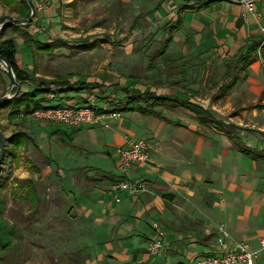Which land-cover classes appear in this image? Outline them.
I'll return each mask as SVG.
<instances>
[{
	"label": "crops",
	"instance_id": "0c3cea01",
	"mask_svg": "<svg viewBox=\"0 0 264 264\" xmlns=\"http://www.w3.org/2000/svg\"><path fill=\"white\" fill-rule=\"evenodd\" d=\"M69 1L56 0L50 8L36 13L42 18H38L40 23L57 25ZM255 6L264 15V0H258ZM153 11L157 16L174 13L152 56L164 42L168 25L181 18V25L172 31V39L161 56L174 46L179 47V52L175 57L169 56L163 76L169 73L171 62H186L175 76L189 64L183 57L185 45L179 41V33L186 28L194 31L193 38L202 39L214 63L229 59L239 48L262 36L252 14L240 0H158ZM38 19L33 22L37 23ZM263 20L262 17L264 25ZM258 60L249 65L233 88L222 93L218 87L214 95L217 102L225 98V104H215L217 113L208 109L217 120L235 127V138L212 125L201 124L193 112L181 106H156L151 114L121 110L124 97L118 104V112L114 111L117 116L108 119L109 127L99 123L50 126L41 122L39 128H25L31 137L28 141L42 151L45 167L39 171L34 165L29 171L18 169L17 176L25 180L33 173L59 178L61 191L67 195L68 208L73 212L65 220V229H61L67 247L60 260L55 258L56 262L51 264H195L203 255L221 249L217 243L222 236L219 226L226 232V246L245 242L256 248L264 236V116H260L264 112V100L263 88L251 89L246 84L258 78ZM133 77L129 75L127 80L120 75L113 82L108 76L106 79L86 76L81 79L96 82L100 87L61 92L52 101L56 105L92 104L107 82H113L124 96L123 88H127L189 99L185 92L182 93L187 98H182L175 85L133 83ZM192 91L196 96L197 90ZM99 107L98 112H108L104 104ZM128 138L147 139L150 157L147 162L134 163L126 173H121L114 150ZM239 146L263 155L253 157ZM20 148L26 153L27 145ZM29 157L27 163L32 160ZM22 160L25 158L19 159ZM121 176L143 180L146 190L138 194L113 192L112 180ZM26 191L33 193L37 203L35 187H26ZM153 221L164 231L163 250L158 254L147 250L148 241L154 237ZM255 264H264V256L260 255Z\"/></svg>",
	"mask_w": 264,
	"mask_h": 264
},
{
	"label": "rangeland",
	"instance_id": "374dc122",
	"mask_svg": "<svg viewBox=\"0 0 264 264\" xmlns=\"http://www.w3.org/2000/svg\"><path fill=\"white\" fill-rule=\"evenodd\" d=\"M38 1L35 0L36 3ZM157 1L70 0L64 6V13L55 26L40 23L39 19L42 18H39L36 14L39 12L36 11L35 18L39 19L34 23L33 18L30 34L36 32L33 34L36 39L61 40L67 44L51 52L36 51L33 46L31 49L26 48L23 39L9 29L4 31L0 39L13 37L18 43L16 60L27 73L25 81L20 84L24 90H30L31 86L38 83L36 78L50 80L56 76H63L73 83L86 76H99L101 79L108 76L114 82L120 75L125 79L132 75L143 83L164 86L167 79L163 76V70L167 66V59L169 60V56L175 57L179 47L168 48L163 56L151 58L158 48V43L163 40V30L174 13L172 11L157 16L153 11ZM22 4V0H0V19L6 16L19 17ZM140 13L142 17L138 21L137 31L128 35L129 26ZM261 15L264 19L262 12ZM193 33L189 28L179 33V41L185 45L183 57L189 60V64L173 78V82L182 98L188 96L192 102L202 104L211 112L217 113L215 104L224 105L225 98L217 102L218 97L214 93L224 83V62L228 58L214 63L203 46L202 39L193 38ZM93 39L102 42L96 43L90 50L80 47ZM106 39L109 41L103 42ZM259 40H264L263 34ZM258 59V78L256 76V81L249 82L246 86L250 85L251 89L256 90L263 88L261 97L264 100V55ZM113 82H107L106 86L94 95V102L88 104L95 109L104 104L108 112H118V104L122 102L124 95L112 85ZM187 89L197 90V95H190L189 91L186 92ZM11 90L10 79L0 63V97L12 93ZM182 92L188 95L185 96ZM53 101L49 100L43 105L55 106ZM8 112V107L0 109V130L6 138L17 131L29 134L26 129L39 128L41 122L50 126L61 125L25 114L9 119ZM229 115L230 113L226 114L224 118ZM260 116H264V112L260 113ZM262 120L264 121V118ZM6 145L5 157L0 167V200L3 198L5 202L1 215L7 224L17 228L18 233L13 238L14 246L8 260L0 264L55 263V258L59 259L67 247L65 234L61 229H65V220L73 215L72 208H68L67 195L61 191L62 183L55 176H36L30 173L25 177L26 182L24 178L17 176L18 169L29 171L34 165L39 171L45 167V159L39 148L36 150L29 141H24L22 145L6 142ZM25 145L26 153L20 148ZM28 156L32 158L29 159L30 163L26 161ZM20 158L25 160L19 161ZM26 187H35L37 203L33 193L26 191ZM53 221L61 224L57 225L52 223Z\"/></svg>",
	"mask_w": 264,
	"mask_h": 264
},
{
	"label": "trees",
	"instance_id": "16d2710c",
	"mask_svg": "<svg viewBox=\"0 0 264 264\" xmlns=\"http://www.w3.org/2000/svg\"><path fill=\"white\" fill-rule=\"evenodd\" d=\"M35 7V0H31ZM21 13L18 18H26L29 15L30 8L26 0H22ZM142 14L136 16L131 25L129 26L128 35L132 33V30L135 29L138 25V21ZM36 15L34 16L35 19ZM33 21V20H32ZM30 24H6L0 30V38L2 37L5 30L9 29L10 31L18 34L20 38L23 39V45L26 48L36 49L40 52H51L54 49L67 44L61 40H48L43 41L36 39L32 33L30 34L29 29L32 25ZM181 25V18L177 17L174 23L168 25V32L165 34V40L162 43L161 47L155 52L152 56L153 59L161 56L166 48V44L172 39V31ZM109 40H104L106 42ZM98 42H102L98 39H93L91 41H86L80 47L84 50H90ZM80 45V44H79ZM18 52V43L15 38L9 37L5 39H0V55L7 59L9 64L13 68L16 81L22 84L26 77L27 73L24 68H21L16 60V54ZM264 54V41L253 39L245 46L238 49V51L233 54L226 62L225 69L223 72L224 83L220 86L219 90L223 93L235 86V84L241 78V74H245L249 65L261 58ZM184 60L174 61L168 67V72L166 77L165 86L173 87L175 84L173 82L174 76L179 72V69L185 66ZM38 79V83L31 86V89L24 90L20 86L19 91L16 95L0 103V109L3 107H8V117L13 119L19 114H27L31 111L39 108H46L48 106L43 105L45 102L52 100L56 95L61 92H78L81 90L92 89L100 87L96 82H86L83 80H75L73 83H70L69 80L63 76H56L53 79L45 80L42 78ZM228 79L227 83L225 80ZM160 80V79H159ZM141 80L139 78L133 77V83H138ZM16 90L15 87L12 88L11 92L13 93ZM189 91L190 95H195L196 92L192 90ZM125 93L124 99L125 102L122 104L119 109L121 110H138L144 114L155 113L154 108L156 106H165V107H176L181 106L195 114L196 119L203 125H212L215 129L225 133L231 138H235L234 135L235 127L227 124H223L221 121L217 120L208 109H205L201 105L190 101L189 99H181L178 96L172 95H157L154 92L145 90L143 92H138L135 89L123 88ZM31 137L23 131H17L9 137H4V157L6 152V142L13 143L15 145H22L24 141L30 140ZM240 150L248 155L253 157H261L263 154H257L253 150L246 148L244 146H239ZM3 157V158H4ZM3 163V161H2ZM1 169V168H0ZM32 191V189H30ZM5 202L2 198L0 200V262L8 259L9 254L11 253L14 243L13 238L18 233V230L15 226L7 224L3 220L1 211L4 209Z\"/></svg>",
	"mask_w": 264,
	"mask_h": 264
},
{
	"label": "built area",
	"instance_id": "2783aa9c",
	"mask_svg": "<svg viewBox=\"0 0 264 264\" xmlns=\"http://www.w3.org/2000/svg\"><path fill=\"white\" fill-rule=\"evenodd\" d=\"M55 1L39 0L35 5V9L37 12L46 10ZM257 1L240 0L245 9L252 14L259 31L264 35L262 15L255 6ZM29 115L37 119L47 120L69 127L96 123L104 127H109L108 119L115 118L117 113L114 111L107 113L98 112L89 104H64L35 109ZM114 152L117 157V167L121 173H126L134 163L147 162L150 157L149 144L144 139L128 138L125 144L117 146ZM110 189L113 192L122 191L128 194H138L146 190V184L143 180L134 181L121 176L111 184ZM151 225L154 230V237L148 241L147 250L150 254H158L163 250L164 231L157 221L151 222ZM218 230L222 234L217 240L221 249L218 252L203 255L195 264H255L260 255L264 256V236L259 239L256 248L250 247L245 242H233L231 246H226L224 243L226 232L222 226H219Z\"/></svg>",
	"mask_w": 264,
	"mask_h": 264
},
{
	"label": "water",
	"instance_id": "95a60500",
	"mask_svg": "<svg viewBox=\"0 0 264 264\" xmlns=\"http://www.w3.org/2000/svg\"><path fill=\"white\" fill-rule=\"evenodd\" d=\"M28 3V6L30 8V12L29 15L26 18H18V17H11V16H6V17H2L0 19V30L8 23H12V24H30L31 21L33 20L34 16H35V7L34 4L31 0H26ZM0 63H2V65H4V69L6 71V74L8 75L9 79H10V90L15 87L16 90L13 93L10 94H3L0 97V103L4 102L5 100L11 98L12 96L16 95L19 91L20 88V83L16 81L15 78V74L13 72V68L12 66L9 64V62L7 61V59H5L4 57H2V55H0ZM3 157H4V135L2 133V131L0 130V167L3 161Z\"/></svg>",
	"mask_w": 264,
	"mask_h": 264
},
{
	"label": "bare ground",
	"instance_id": "6f19581e",
	"mask_svg": "<svg viewBox=\"0 0 264 264\" xmlns=\"http://www.w3.org/2000/svg\"><path fill=\"white\" fill-rule=\"evenodd\" d=\"M3 67H4V65H3Z\"/></svg>",
	"mask_w": 264,
	"mask_h": 264
}]
</instances>
